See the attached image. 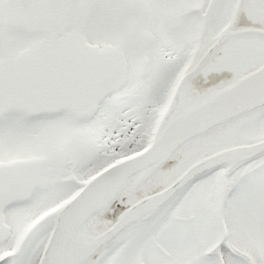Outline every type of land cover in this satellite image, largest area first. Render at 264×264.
I'll list each match as a JSON object with an SVG mask.
<instances>
[{"label":"snow or ice","instance_id":"1","mask_svg":"<svg viewBox=\"0 0 264 264\" xmlns=\"http://www.w3.org/2000/svg\"><path fill=\"white\" fill-rule=\"evenodd\" d=\"M0 264H264V0H0Z\"/></svg>","mask_w":264,"mask_h":264}]
</instances>
